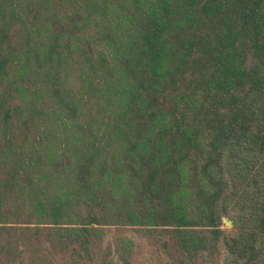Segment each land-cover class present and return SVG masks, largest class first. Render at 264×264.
I'll use <instances>...</instances> for the list:
<instances>
[{
  "label": "trees",
  "instance_id": "obj_1",
  "mask_svg": "<svg viewBox=\"0 0 264 264\" xmlns=\"http://www.w3.org/2000/svg\"><path fill=\"white\" fill-rule=\"evenodd\" d=\"M56 1L67 7L65 22L55 23L46 44L21 52L0 0V83L24 75L33 56L47 69L54 100L45 135L32 148L20 146L15 177L42 169L43 159L58 173L45 168L37 180L67 174L66 187L53 194L40 189L44 199L32 196L35 211L62 228L70 202L83 201L86 223L73 228L81 237L110 217L107 205L126 198L125 222L172 228L187 252L203 246L191 232L199 227L222 237L231 264L260 260L264 0ZM70 60L78 86L62 80V64ZM0 107V148L14 151L3 131L14 128L15 111ZM89 111L96 119L83 121ZM225 217L234 234L222 231Z\"/></svg>",
  "mask_w": 264,
  "mask_h": 264
},
{
  "label": "rangeland",
  "instance_id": "obj_2",
  "mask_svg": "<svg viewBox=\"0 0 264 264\" xmlns=\"http://www.w3.org/2000/svg\"><path fill=\"white\" fill-rule=\"evenodd\" d=\"M3 7L12 23V43L21 52V46L31 50L37 42L46 44L47 35L55 23L61 26L65 22L62 16L67 12V7L56 0L40 5L34 0H6ZM62 65V80L78 86L74 60ZM24 69V75L9 76L0 83V103L15 111L11 116L14 128L3 131L14 144V151L0 148V264H231L222 237L215 238L207 229L195 227L191 231L202 239L203 246L187 252L182 235L172 228L149 229L125 222L126 198L107 205L106 208L112 207L110 217L101 218L98 225L88 226L89 232H84L81 237L73 228H84L86 223L89 207L83 201L75 199L70 202L61 220L64 223L62 228L54 226L46 214L39 215L32 196L44 199L40 189L45 194H53L66 187L67 174L63 171L60 178L37 180V173L50 167L43 159L42 169L35 167L30 173L20 174L23 177H15L13 169L21 159L20 146L32 148L38 144L36 140L45 135V127L52 122L50 112L54 106L45 79V66L41 68L31 56ZM38 90L42 91L41 94ZM30 99L29 105L27 101ZM28 105H34L35 110L31 111ZM2 111L0 107V123H3ZM96 117V111H89L82 115V120L90 121ZM49 132L57 131L51 128ZM50 170L57 175L54 167L51 166ZM46 175L49 176L50 172L47 171ZM130 201L135 207L141 205L136 196ZM96 212L102 215L101 209ZM221 229L230 234L236 232L227 217L222 219ZM252 264H264V256Z\"/></svg>",
  "mask_w": 264,
  "mask_h": 264
}]
</instances>
